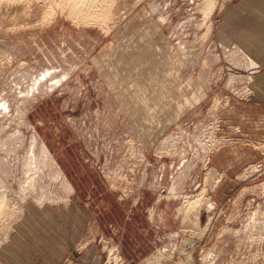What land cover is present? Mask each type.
Wrapping results in <instances>:
<instances>
[{
  "label": "rangeland",
  "instance_id": "rangeland-1",
  "mask_svg": "<svg viewBox=\"0 0 264 264\" xmlns=\"http://www.w3.org/2000/svg\"><path fill=\"white\" fill-rule=\"evenodd\" d=\"M46 1L0 0V264H264V0Z\"/></svg>",
  "mask_w": 264,
  "mask_h": 264
},
{
  "label": "bare ground",
  "instance_id": "bare-ground-1",
  "mask_svg": "<svg viewBox=\"0 0 264 264\" xmlns=\"http://www.w3.org/2000/svg\"><path fill=\"white\" fill-rule=\"evenodd\" d=\"M28 1V0H27ZM37 1H39V0H37ZM44 1H46V0H44ZM53 1H55V0H53ZM64 1V0H63ZM66 1H68V0H66ZM70 2H72V5H73V7H74V12H75V10L77 11V12H79V13H81V12H84V10H85V13L88 11V10H92V8H94L96 5H97V0H69ZM68 1V2H69ZM103 1V0H102ZM48 1H46V3H47ZM52 2V1H51ZM59 2V1H58ZM61 2V1H60ZM65 2V1H64ZM68 2H65V4L66 3H68ZM104 2V1H103ZM111 2V1H110ZM12 3V2H11ZM25 3V2H24ZM32 3V2H31ZM100 3V2H99ZM216 3H217V0L215 1V0H206V2H205V6H206V8H207V10H206V14L209 16V15H211V13L214 11V9H215V7L217 6L216 5ZM50 4V3H49ZM8 5V4H7ZM12 5V4H11ZM45 5V4H44ZM60 5V4H59ZM69 5H70V3H69ZM101 5V4H100ZM51 6V5H50ZM53 6H55V3L53 4ZM56 6H57V4H56ZM27 7H29V6H27ZM40 7V6H39ZM67 7H69V6H67ZM72 7V8H73ZM30 8V7H29ZM58 8H59V6H58ZM72 8H71V10H72ZM97 8V7H96ZM99 8V7H98ZM27 9V8H26ZM63 9V8H62ZM109 9V8H108ZM43 10V9H42ZM70 10V9H69ZM87 10V11H86ZM94 10V9H93ZM41 11V10H40ZM46 11V10H45ZM97 11V10H96ZM42 13V12H41ZM73 13V12H72ZM75 14V13H74ZM73 14V15H74ZM78 14V13H77ZM82 14L83 13H81V16H82ZM76 15V14H75ZM85 15H87V13L85 14ZM72 16V15H71ZM69 17V16H68ZM80 17V16H79ZM78 17V18H79ZM85 17V16H84ZM89 17V16H88ZM82 18H83V16H82ZM90 18V17H89ZM74 19H76L75 17H74ZM85 19V18H84ZM79 20V19H78ZM81 22V21H80ZM52 74V73H51ZM43 75V74H42ZM50 75V74H49ZM53 76V75H52ZM41 77V76H40ZM44 77V76H43ZM36 78V77H35ZM45 79V78H44ZM49 79V78H48ZM54 79V78H53ZM50 80V79H49ZM40 81H43V80H40ZM57 81V80H56ZM63 81V80H62ZM34 82V81H33ZM37 82V81H36ZM52 81H50V83H51ZM61 82V81H60ZM56 83V82H55ZM57 83H58V81H57ZM37 85H39V84H37ZM51 85V84H50ZM49 85V86H50ZM53 85V84H52ZM57 85V84H56ZM56 85H54L55 87H56ZM59 85V84H58ZM34 87V86H33ZM43 87V86H42ZM51 87V86H50ZM36 89V88H35ZM45 89H46V87H45ZM38 90H39V88H38ZM53 90V89H52ZM34 92L36 91V90H33ZM2 105V104H1ZM2 107V106H1ZM7 108V107H6ZM216 131V130H215ZM205 136V135H204ZM210 136V135H209ZM212 137V136H211ZM170 138V137H169ZM38 141V140H37ZM39 142V141H38ZM199 142V141H198ZM36 143L34 142V145H35ZM39 144V143H38ZM203 148V147H202ZM44 149V148H43ZM164 149V148H163ZM162 149V150H163ZM45 151V150H44ZM44 153V152H43ZM46 154V153H45ZM44 156V155H43ZM40 158V157H39ZM44 160V159H43ZM36 161V160H35ZM48 162V161H47ZM52 163L54 164V166H55V162L53 161V159H52ZM56 168H57V170H60V169H58V165L56 164V166H55ZM58 174V176L57 177H59V175H62L61 174V172H58L57 173ZM61 177V176H60ZM37 178V177H36ZM62 178V177H61ZM58 179V178H57ZM64 179V178H63ZM35 180V179H34ZM59 180V179H58ZM33 181V180H32ZM31 182V181H30ZM65 182V181H64ZM66 183V182H65ZM63 184V183H62ZM68 184V183H67ZM28 185H29V183H28ZM27 185V187L29 188L30 186H31V184L28 186ZM66 185V184H65ZM64 185V186H65ZM69 185V184H68ZM32 186H34L33 184H32ZM37 186V185H36ZM70 186V185H69ZM31 188V187H30ZM29 188V190L31 191L32 189H30ZM37 188V187H36ZM68 188V187H67ZM71 188V187H70ZM72 189V188H71ZM34 190V189H33ZM32 190V191H33ZM35 192H36V190H35ZM131 193V192H130ZM177 194V193H176ZM33 195V194H32ZM175 195V194H174ZM204 196H205V191H202L200 194H199V196H197V197H195L194 199H191L190 197H187V199L185 200V203H184V205L182 206L183 207V214H184V218H185V220L189 217V219L190 218H192L191 220H190V222H192V224H193V226L195 227V228H198V226H199V211H200V208L203 206V204H204ZM130 198V197H129ZM5 199H7V198H5ZM5 199L2 197H0V212L1 211H3L2 209L5 207ZM21 205V204H20ZM21 208V207H20ZM19 209V208H18ZM22 211V209L19 211V214H20V212ZM23 212V211H22ZM19 214H18V216H19ZM22 214V213H21ZM190 216H192V217H190ZM22 218V217H21ZM195 228H193V229H195ZM196 230V229H195ZM8 238V237H7ZM4 241V240H3ZM115 248H111V256L113 257V255H115V250H114ZM162 255V254H161ZM157 257L155 256V257H151V259H150V261H159L158 259H156ZM161 258V257H160ZM156 259V260H155ZM163 259V258H162ZM111 260H113L114 262H116V263H119L121 260H120V258L118 257V256H115V257H113ZM149 261V262H150ZM154 263V262H153Z\"/></svg>",
  "mask_w": 264,
  "mask_h": 264
},
{
  "label": "crops",
  "instance_id": "crops-1",
  "mask_svg": "<svg viewBox=\"0 0 264 264\" xmlns=\"http://www.w3.org/2000/svg\"><path fill=\"white\" fill-rule=\"evenodd\" d=\"M253 109H256V108H251V107H249L248 108V111H250L249 113H251V111H253ZM240 110V109H239ZM240 111H242V112H246V113H248V111L247 110H245V109H242V110H240ZM250 115V114H249ZM260 131V130H259ZM221 151H224V150H221ZM221 151H218L217 152V154H219L218 155V160H223L224 159V156H225V159L224 160H230V161H233V160H235V159H239V160H241V159H244V157H246V155L248 154V152H247V150L246 149H243L238 155L236 154V156L234 155V154H232V152L230 151V150H228V153H226V152H223V153H221ZM257 152V151H256ZM231 157V158H230ZM236 157V158H235ZM230 158V159H229ZM231 164H233V162H231ZM228 166H229V163L227 164V168H228ZM144 196L146 195L145 193H142ZM138 199H140V198H138ZM137 199V200H138ZM137 200H135L136 202H134V205H138V202H139V200L137 201ZM111 212V211H110ZM131 213H133V211L131 212ZM128 216V215H127ZM113 218H115L116 219V216L115 217H113ZM136 225H138L139 223H138V221L135 223ZM98 231L99 230H101V227H100V225H98ZM114 228V227H113ZM111 229H112V226H111ZM103 231L104 232H108V229H107V227H104L103 228ZM98 258H99V256H98Z\"/></svg>",
  "mask_w": 264,
  "mask_h": 264
}]
</instances>
